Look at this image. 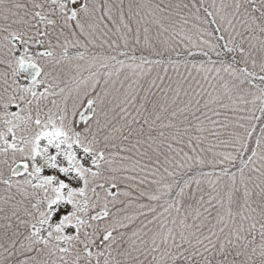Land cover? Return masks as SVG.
<instances>
[{
  "label": "snow or ice",
  "instance_id": "6c2138e0",
  "mask_svg": "<svg viewBox=\"0 0 264 264\" xmlns=\"http://www.w3.org/2000/svg\"><path fill=\"white\" fill-rule=\"evenodd\" d=\"M0 264H264V0H0Z\"/></svg>",
  "mask_w": 264,
  "mask_h": 264
}]
</instances>
